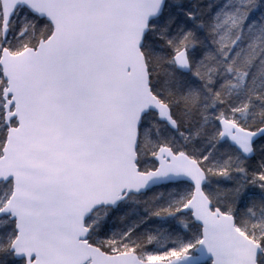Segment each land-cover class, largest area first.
<instances>
[{
  "label": "snow or ice",
  "instance_id": "obj_1",
  "mask_svg": "<svg viewBox=\"0 0 264 264\" xmlns=\"http://www.w3.org/2000/svg\"><path fill=\"white\" fill-rule=\"evenodd\" d=\"M264 264V0H0V264Z\"/></svg>",
  "mask_w": 264,
  "mask_h": 264
},
{
  "label": "rangeland",
  "instance_id": "obj_2",
  "mask_svg": "<svg viewBox=\"0 0 264 264\" xmlns=\"http://www.w3.org/2000/svg\"><path fill=\"white\" fill-rule=\"evenodd\" d=\"M157 258H153V262H156Z\"/></svg>",
  "mask_w": 264,
  "mask_h": 264
},
{
  "label": "water",
  "instance_id": "obj_3",
  "mask_svg": "<svg viewBox=\"0 0 264 264\" xmlns=\"http://www.w3.org/2000/svg\"><path fill=\"white\" fill-rule=\"evenodd\" d=\"M153 264H156V262H153Z\"/></svg>",
  "mask_w": 264,
  "mask_h": 264
}]
</instances>
